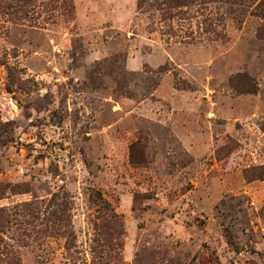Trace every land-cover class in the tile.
Listing matches in <instances>:
<instances>
[{"label":"rangeland","instance_id":"1","mask_svg":"<svg viewBox=\"0 0 264 264\" xmlns=\"http://www.w3.org/2000/svg\"><path fill=\"white\" fill-rule=\"evenodd\" d=\"M0 264H264V0H0Z\"/></svg>","mask_w":264,"mask_h":264}]
</instances>
